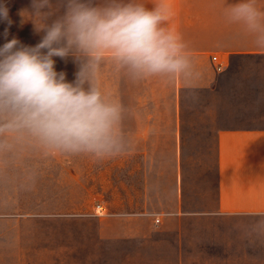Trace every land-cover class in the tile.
I'll return each mask as SVG.
<instances>
[{"label":"crops","instance_id":"obj_1","mask_svg":"<svg viewBox=\"0 0 264 264\" xmlns=\"http://www.w3.org/2000/svg\"><path fill=\"white\" fill-rule=\"evenodd\" d=\"M237 2L170 0L169 27L195 68L188 82L117 74L131 147L103 211L87 214L101 264L110 247L117 264H264V49L227 21ZM0 214V264H28L26 224L37 215Z\"/></svg>","mask_w":264,"mask_h":264},{"label":"clouds","instance_id":"obj_2","mask_svg":"<svg viewBox=\"0 0 264 264\" xmlns=\"http://www.w3.org/2000/svg\"><path fill=\"white\" fill-rule=\"evenodd\" d=\"M31 8L39 42L13 37L0 46V154L36 148L96 161L120 156L131 147L126 109L102 88L103 66L132 80L188 82L196 74L187 45L169 27L170 0H154L152 7L143 0H31ZM225 17L264 49V10L256 0H238ZM0 21L12 24L4 0ZM55 58H71L72 81L56 70Z\"/></svg>","mask_w":264,"mask_h":264},{"label":"rangeland","instance_id":"obj_3","mask_svg":"<svg viewBox=\"0 0 264 264\" xmlns=\"http://www.w3.org/2000/svg\"><path fill=\"white\" fill-rule=\"evenodd\" d=\"M4 3L12 24L0 21V46L13 37L25 45L38 43L43 34L34 30L31 0H4ZM55 59L56 70L66 72L67 80L72 81L77 69L71 58L67 62ZM118 73L110 64L104 65L100 73L101 85L105 75V83L112 88L110 93L115 99ZM117 160L118 156L96 161L86 156L46 155L36 148L0 154V213L12 210L13 214L37 215L26 224L28 264H101L100 258L95 257L96 226L87 214L97 212L98 204L110 197L116 185ZM102 185L109 186V192ZM55 214L75 216L71 219ZM4 227L0 223V230ZM112 248L104 264H117L115 247Z\"/></svg>","mask_w":264,"mask_h":264},{"label":"built area","instance_id":"obj_4","mask_svg":"<svg viewBox=\"0 0 264 264\" xmlns=\"http://www.w3.org/2000/svg\"><path fill=\"white\" fill-rule=\"evenodd\" d=\"M213 62H214V67L216 69V71L220 72L223 71L226 67V64L224 63V61H222L219 56L214 55L212 57ZM101 211H103V207L101 205L97 206V213H100ZM157 221H159V219H157Z\"/></svg>","mask_w":264,"mask_h":264}]
</instances>
